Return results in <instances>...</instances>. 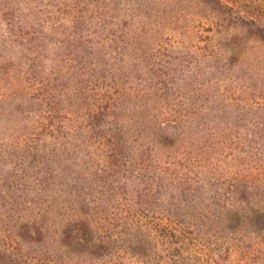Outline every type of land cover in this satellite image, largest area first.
<instances>
[{"label":"rangeland","instance_id":"1","mask_svg":"<svg viewBox=\"0 0 264 264\" xmlns=\"http://www.w3.org/2000/svg\"><path fill=\"white\" fill-rule=\"evenodd\" d=\"M0 264H264V0H0Z\"/></svg>","mask_w":264,"mask_h":264}]
</instances>
